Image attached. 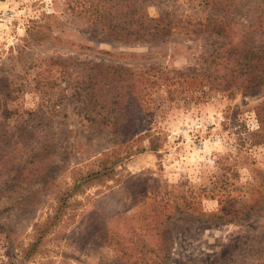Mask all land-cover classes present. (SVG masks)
I'll return each instance as SVG.
<instances>
[{"label": "rangeland", "instance_id": "obj_1", "mask_svg": "<svg viewBox=\"0 0 264 264\" xmlns=\"http://www.w3.org/2000/svg\"><path fill=\"white\" fill-rule=\"evenodd\" d=\"M114 1L0 0V264H158L162 247L168 264L259 258L264 131L255 107L264 86L232 96L225 82L148 73L130 96L143 110L123 143L117 126L91 121L105 113L87 100L106 87L86 84L84 75L117 77L109 64L205 73L209 39L125 43L85 11L92 3L113 17ZM149 1L140 7L151 17L172 10ZM240 1L244 14L228 39L237 45L243 24L264 10V0ZM43 119L52 121L49 145ZM151 134L160 136L159 150L136 153Z\"/></svg>", "mask_w": 264, "mask_h": 264}, {"label": "trees", "instance_id": "obj_2", "mask_svg": "<svg viewBox=\"0 0 264 264\" xmlns=\"http://www.w3.org/2000/svg\"><path fill=\"white\" fill-rule=\"evenodd\" d=\"M140 1L142 0H115L111 7L112 10L116 9L114 12L116 14L113 17L109 15L111 13L101 14L98 7L95 5L96 8H94L92 3L85 6V11L89 13L92 11L91 17L95 18L93 20L95 24L100 25L107 32H117L122 36L120 38L125 43L165 42L170 37L184 38L185 41H197L201 36L208 37L209 40L205 43L206 52L208 51L207 57L202 63L205 65V73L193 68L168 71L166 67L156 65L142 67L141 65L122 64L117 67L109 64L107 69L117 73V77L101 72L93 79H90L88 75L83 77V82L92 87L96 84L97 87L100 85V89L106 87V91L101 93L99 97L92 95L87 100L89 105L95 100V104H98L100 110L105 113V116H100V119L97 117L91 119L92 122L100 121L103 125H112V128H114L113 125L117 126L114 129H118L120 135L124 134L123 143L131 140L135 135L134 127L137 126L134 123L139 119L137 115L140 116L143 104L140 103L136 107L130 96L135 93L133 89L135 85L138 86L142 82L151 80L149 77L146 78L148 73L152 76L155 75V77L159 73L168 76L173 73L174 76L168 77L169 80L185 77L186 79L203 78L206 81L214 79L220 83L225 82L228 86L224 90L232 96L241 90L250 92L262 90L264 86V10H257L253 16L254 19L243 24L245 29L247 28L246 36L243 44L237 45L228 39L231 34L230 28L237 23L238 16L244 14L240 0H160V2L150 0L149 2H155V4L168 2V7L172 8L169 11L160 8L158 18L151 17L150 14L143 11L140 7ZM180 11H182L181 14H177ZM172 14L173 16L170 17ZM250 14L248 13L246 17L249 18ZM106 53L113 58L121 59L124 62L128 61L127 63L139 61V55ZM104 69L106 68L103 67L102 71H105ZM63 75H65L66 80L70 78L68 71H64ZM125 77L129 78L126 79ZM119 108L123 112L133 110L136 113L125 119L121 112L117 113ZM255 110L260 123V130L264 131V101L258 104ZM43 120H40V124L43 132H45L44 139L47 141L45 143L49 145L53 137L50 134L52 121ZM140 120L143 118L141 117ZM128 126L130 128L123 132V127ZM159 139V135L151 134L149 147L136 151V153L158 151ZM161 250L163 253L159 257L158 264H168V249L162 247ZM257 256L253 255L248 258L252 259L248 263H262L264 254L260 255L259 258ZM248 263L245 262V264Z\"/></svg>", "mask_w": 264, "mask_h": 264}]
</instances>
